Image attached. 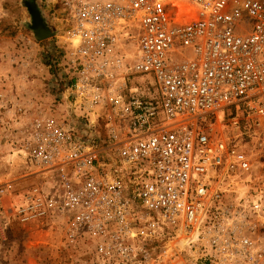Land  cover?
<instances>
[{
	"label": "built area",
	"instance_id": "built-area-1",
	"mask_svg": "<svg viewBox=\"0 0 264 264\" xmlns=\"http://www.w3.org/2000/svg\"><path fill=\"white\" fill-rule=\"evenodd\" d=\"M41 1L66 95L7 141L1 227L82 264H264V0Z\"/></svg>",
	"mask_w": 264,
	"mask_h": 264
},
{
	"label": "rangeland",
	"instance_id": "rangeland-1",
	"mask_svg": "<svg viewBox=\"0 0 264 264\" xmlns=\"http://www.w3.org/2000/svg\"><path fill=\"white\" fill-rule=\"evenodd\" d=\"M33 3L51 31L47 37L38 39L30 29L24 0H0V184L14 178L17 185L24 173L8 139L33 117L56 110L66 95L68 76L57 65L65 46L63 23L53 21L41 0ZM9 206L7 194H0L1 209ZM175 254L167 264H193L184 253ZM0 264L82 263L59 251L47 227L10 218L6 228L0 225Z\"/></svg>",
	"mask_w": 264,
	"mask_h": 264
},
{
	"label": "water",
	"instance_id": "water-1",
	"mask_svg": "<svg viewBox=\"0 0 264 264\" xmlns=\"http://www.w3.org/2000/svg\"><path fill=\"white\" fill-rule=\"evenodd\" d=\"M25 2H26L25 5H26L27 10H28V12H29V14H30V17L33 16V15H35V16H36V21L39 20V22L41 23V26H42L43 28H46V29L48 30L49 33L46 34V35H44L43 37H47L48 35H50L51 31H50L49 27L44 23V21H43L41 15H40V11H39V9L36 7V5H35L33 2L28 1V0H26ZM29 27H30V26H29ZM42 27H41V28H42ZM30 29L33 31L35 37L38 38V39H40L39 36L36 35V33H39V31L36 29V27H32V26H31ZM40 34H42V32H41ZM43 37H42V38H43Z\"/></svg>",
	"mask_w": 264,
	"mask_h": 264
},
{
	"label": "bare ground",
	"instance_id": "bare-ground-1",
	"mask_svg": "<svg viewBox=\"0 0 264 264\" xmlns=\"http://www.w3.org/2000/svg\"><path fill=\"white\" fill-rule=\"evenodd\" d=\"M31 2H33V0H30ZM24 3H26L25 2V0H24ZM27 23H28V25L31 27H36V29L39 31V33H36V35L37 36H39V38H42L44 35H46V34H48L49 32H48V30L46 29V28H43L42 26H41V23L39 22V20L38 21H36V16L35 15H33V16H31V17H29V19L27 20ZM42 27V28H41ZM42 32V34H40Z\"/></svg>",
	"mask_w": 264,
	"mask_h": 264
}]
</instances>
